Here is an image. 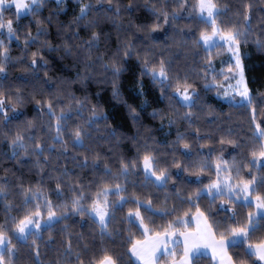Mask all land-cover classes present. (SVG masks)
I'll list each match as a JSON object with an SVG mask.
<instances>
[{
  "label": "trees",
  "instance_id": "1",
  "mask_svg": "<svg viewBox=\"0 0 264 264\" xmlns=\"http://www.w3.org/2000/svg\"><path fill=\"white\" fill-rule=\"evenodd\" d=\"M198 1L42 0L27 15L9 9L14 35L0 29V232L11 241L4 264H76V253L88 264L102 250L117 264H138L131 255L136 242L192 230L197 213L228 243L235 264H262L248 246L264 242V215L252 218L255 204L241 189L250 184L264 202V136L257 132L264 115V0H213L219 28L240 33L251 90L241 104L222 100L210 85L223 81L233 63L225 45L201 42L214 24L199 15ZM161 66L167 80L152 75ZM183 87L194 89L191 104L175 94ZM77 128L81 144L73 142ZM17 136L23 139L13 145ZM145 156L164 172V184L146 176ZM217 181L221 192H202ZM106 196L105 227L90 209ZM49 209L60 219L18 239L14 228L22 219ZM136 211L146 230L129 216ZM256 220L245 239L229 240L233 229ZM179 247L160 262L182 257ZM192 264L216 263L200 254Z\"/></svg>",
  "mask_w": 264,
  "mask_h": 264
},
{
  "label": "snow or ice",
  "instance_id": "2",
  "mask_svg": "<svg viewBox=\"0 0 264 264\" xmlns=\"http://www.w3.org/2000/svg\"><path fill=\"white\" fill-rule=\"evenodd\" d=\"M13 2L15 3L16 8L18 10L19 9H27V12H21L20 15H27L28 13H31L33 11V6H35V8L38 9L42 0H31L30 4L24 3L23 0H13ZM63 2H64V0H56V3L58 5L62 4ZM108 3L111 5L112 0H108ZM0 6L11 7V5L6 4V0H0ZM88 8H89L88 5H85V6L80 8L81 17L86 15ZM198 8H199L201 14L206 12L208 17H213L215 14V11H216V4H214L212 2V0H199ZM245 19L247 20L248 17L246 16ZM212 23L214 24V20L212 21ZM0 27H3V25H0ZM8 32H9L10 37L12 35H14L13 30H12L11 21H9V23H8ZM217 32H218V30L213 28L212 35H209L207 33H202L201 34V40L204 42L205 45L212 46V43H214L213 37H215L217 35ZM239 35H240V33H237V32H229L227 35H221L220 38L228 41V43L230 45L229 50L231 51L232 50L231 46L238 45V36ZM97 39H98V36L96 34H93L92 41L95 42ZM0 43H2V42H0ZM33 63H35V60L33 61ZM236 67L241 69V71H240L241 81H239L238 83H242L243 82V70L241 68L238 56H237ZM3 71H4L3 66H0V72H3ZM116 71H119V69H116ZM151 71H152L154 76L157 74L156 69H152ZM158 75L160 77L167 78V74H166L163 66H161ZM177 91H179V88L177 89ZM181 95L183 96L184 101H191L192 100L191 95L188 94V87H185L183 89V92L181 93ZM240 95L244 96V97L248 96V90L246 87H244L243 91L240 92ZM2 103L3 102L0 101V106H2ZM49 108L51 109V105H49ZM60 119H63V117L61 116L57 120V137H56V139H58V140L61 139V136H62ZM259 135L264 136V131H260ZM73 137H74L73 142L75 144H81L82 140H83L82 129H80V128L75 129L73 132ZM22 139H23V137L17 136L16 139H14L12 141L13 145H17ZM39 147L40 146L37 145V148H39ZM187 147H188V145H185V148H187ZM254 155H255V153H254ZM260 156L264 157V150H262L260 152ZM144 164H145L146 168L151 167V158L149 156L144 157ZM124 167L126 170L128 166L125 165ZM152 174L156 175L155 172H153ZM156 179L161 180V181L164 180L165 179L164 172H161L160 175H157ZM211 187H218V185H212ZM241 191L247 192L248 191V185L245 184L244 187L241 189ZM257 200L259 201L260 197H257ZM260 206L264 207V202H262ZM92 211L95 212L97 216H99L100 224L102 226L106 227L105 217L108 215L106 205L104 207H102L99 204H94L92 207ZM132 215H135L137 218L140 217L139 211L135 212L134 214L129 213V216H132ZM39 216H40V212L36 211V212L26 216L24 219H22L16 225V231H17V233H19L18 239L26 241L30 236L37 235V233L34 232L33 229H37V230L41 229V224H40L39 220L34 219V217H39ZM54 219H58V217H56V213L52 212L51 209H49L47 221L50 222ZM141 223H142V220H141ZM232 231H233L234 235H244V233H245V229H242V228L241 229H233ZM165 235H167V233H165ZM189 235H191V234H189ZM10 243H11V241L8 239L7 234L4 232H0V246H2V247H0V264H4L3 252L6 250V246ZM33 244H35V241H33ZM147 244H148V242H145V245H147ZM160 244H161V238L160 237L154 238V240L151 243V253H154L155 251L159 250ZM138 246L141 248L144 247V245H141L139 241L136 244H134L132 247V251L136 255H140V253L137 252ZM221 247H223L222 241H221ZM65 251L68 253H71L72 249H71V243L70 242L67 243ZM189 251H190V248L188 246H186V248H185V255L186 256H187ZM253 254L258 255L260 260H264V244L258 245L256 247V252ZM36 256L37 257L39 256L38 251L36 252ZM228 259H229V261L231 260V258H228ZM76 264H84V261L81 259L79 253H76ZM88 264H117V262L113 258L112 255L108 254V252L106 250H102L101 255L99 257H95L92 260H90L88 262Z\"/></svg>",
  "mask_w": 264,
  "mask_h": 264
},
{
  "label": "rangeland",
  "instance_id": "3",
  "mask_svg": "<svg viewBox=\"0 0 264 264\" xmlns=\"http://www.w3.org/2000/svg\"><path fill=\"white\" fill-rule=\"evenodd\" d=\"M23 2L30 4L31 3V0H23ZM212 2L214 3L213 0H212ZM6 4L7 5H11V7L0 6V25H3V27H0V29H3V28L8 29V23H9V21H11V23H12V18H11L12 15H11V11L9 9L15 10L16 13L18 14V16L20 15L21 12H27V9H19L18 10L16 8V5L13 2V0H6ZM34 7L35 6H33V8ZM217 10H218V8L216 7L215 13L217 12ZM198 13H199V15L201 17L205 18L206 20H208L211 23L214 20V27L213 28H215V29L218 30L217 35L215 37H213L214 43H212V46L205 45L204 42L201 40V36H200L201 42L207 48L214 47V46H216L218 44L225 45L226 48H227V50H228V52L230 53V61L233 63V67L226 68L225 69V71L227 72V75L223 79V81L213 82L210 85L215 86V88H216V90H215L216 91V95L219 98H221L222 100L226 101V102L235 103V104L248 103L251 100V90H250V87H249V84H248V79H247L245 64H244V61H243L242 50L240 48L239 43H238V45L231 46L232 47V50L230 51L229 50L230 49V45H229L228 41L220 38L221 35H227L229 32L222 31L219 28L218 24L215 22V14H214L213 17H208L206 12L203 13V14H201V12H200L199 9H198ZM2 20H3V22H1ZM213 28L211 29V31L205 32V33H207L209 35H212ZM237 56L239 57L240 65H241V68L243 70V82L242 83H238L239 81H241V75H240L241 69L236 67V64H237ZM160 68H157L156 69L157 74L155 76L153 75V73H152V75L154 77H156V78L161 79V80H167L168 79V73H167V71H166L165 68H164V70H165V72L167 74V78L160 77L158 75ZM244 87H246L247 90H248V96L247 97H244V96H241L240 95V92L243 91ZM184 88L185 87L179 88V91H177V89H176L175 90V94L178 96V98L183 103H185V104H191L193 102V100H194V95H193L194 89L188 88V94L191 95L192 100L191 101H184L183 100V96L181 95V93L183 92V89ZM263 126H264V115H263V118H262L261 123H259L257 125V132H258V134H259L260 131H263ZM259 161L260 162H264V157H261L260 156L259 157ZM143 170H144L146 176H149V177L153 178L158 184H164L165 183L166 175H165V179L162 180V181L156 179V176L157 175H160V173H158V172L155 171L154 164H153L152 159H151V167L150 168H146L145 167V164H144V161H143ZM153 172H155L156 175H153L152 174ZM228 182H229L228 180H224L225 185H229ZM221 183L222 182H220V181L214 182L211 185H209L207 187H204L202 189V192L210 193L212 195L213 194H216V193H219V192H221V187H220ZM212 185H218V187H211ZM119 189H120L119 186L118 187H114V188H110V189H107L106 190V193L107 192H110V191H117ZM251 190H252V186L250 184H248V191L246 192V194L244 196V200L246 202H253L255 204L256 209L252 213V218H257V217H259L261 215H264V207L260 206L261 203H262L261 197L260 196H256V195H252L251 194ZM257 197H260V200L259 201L257 200ZM123 200H124V197L122 196L118 200V203H121ZM110 201H111L110 196H106L104 200H102L101 202L96 203V204H99L102 207H104L106 205L108 215L105 217V224L107 223V221L109 219V204H110ZM39 212H40V216L39 217H34V219H38L39 222H40V224H41V229H38V230L37 229H33V231L34 232H37V233H39L44 227H46V226L54 223L55 221H57L61 217V215L59 213L52 211V212L56 213V217H58V219H54V220L48 222L47 221L48 213H44L43 211H39ZM90 213H91V215L96 220L99 221V216H97L96 213L92 211V208L90 209ZM132 213L134 214L135 212H132ZM132 216H134L135 220L141 225V227L143 228V230H146L147 229V227L144 224V222L142 221V223H141V220L142 219L140 217L137 218L135 215H132ZM256 223H257V220H256V222H251L248 227L242 228V229H245L244 235H234V237L236 238V241H234V242H237L239 240L245 239L247 237V235L249 234V231H250L251 227L253 225H255ZM14 233L16 234L17 237L19 236V233H17V231H16V227L14 228ZM8 239L10 240V237L9 236H8ZM229 240H232V236L229 238ZM261 244H264V242L263 243H260V244H252V245H249L248 244L249 245L248 248L253 253H255L256 252V247L258 245H261ZM7 246H6V248H7ZM0 247H2V246H0ZM172 256H175V257L169 258L168 261L174 262V261H177V260H180L181 259V257H176L177 256L176 253H173ZM258 258H259V256H258ZM261 263L264 264V260H261Z\"/></svg>",
  "mask_w": 264,
  "mask_h": 264
},
{
  "label": "crops",
  "instance_id": "4",
  "mask_svg": "<svg viewBox=\"0 0 264 264\" xmlns=\"http://www.w3.org/2000/svg\"><path fill=\"white\" fill-rule=\"evenodd\" d=\"M201 214L197 213L192 218L194 223V229L192 230L165 232L167 235L165 233L152 234L140 240V244L144 245V247L138 246L137 252L140 255L134 254L131 248L133 259L138 264H191L194 257L204 254L210 256L216 264H235L228 252V243L216 237L205 216ZM156 237L161 238V244L159 250L151 253V243ZM221 241L223 242V247H221ZM231 241H236L234 234ZM145 242H148V244L145 245ZM178 245L183 250L180 260L160 262L162 255L173 252L174 248ZM186 246L190 248L187 256L185 255ZM228 258H231V260L229 261Z\"/></svg>",
  "mask_w": 264,
  "mask_h": 264
}]
</instances>
